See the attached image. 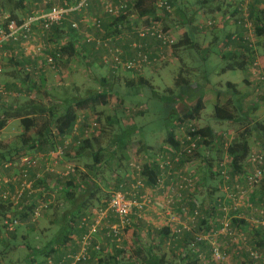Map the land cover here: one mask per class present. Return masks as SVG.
<instances>
[{"label": "rangeland", "instance_id": "374dc122", "mask_svg": "<svg viewBox=\"0 0 264 264\" xmlns=\"http://www.w3.org/2000/svg\"><path fill=\"white\" fill-rule=\"evenodd\" d=\"M17 1L18 0H14L11 3L7 2L6 0H1L0 8L7 15H10V11L13 10L14 14L18 15L19 17H25L32 11H42L48 9L50 6L64 5V3L72 5L77 0H24L23 4H21L22 6H20L19 8H17L16 5ZM99 1L91 0V7L89 5L87 9L88 11L84 10L82 14L75 13V15H77L74 18H71L69 16L68 19H71L66 20L64 24L65 27L70 26V21L81 19L83 18V16H86L87 19L90 20V16L93 15V12L95 10H101L103 0L100 1V4ZM161 1L168 2V0H158L157 2ZM173 1L176 2V5L173 7L171 6L172 13H165L163 11L161 15L163 17H167V19H161V23L163 27L167 26L168 30H171L176 43L171 49H168L162 48L157 42L149 40L146 41V46H144V48H147V51L151 53V58L153 59H150V64L144 66L139 71H127L122 65L117 67V69H113L111 68V63V65H105L102 58L106 55L107 51L105 52L104 49H96L94 45H91V47L93 48L88 50L87 56H85V58L74 56V58L68 59V62L66 63L58 61V64L62 67L59 68L60 71H55L53 66H50V68L52 69L49 68V71L43 73L46 77L43 74H40V76H38V70H35L34 68H30L31 71L26 72L28 74V78L32 77L34 78V80L38 79L39 77L42 80L47 79L46 87H48L47 92H50V95L41 92L37 97V100L47 107L50 102V97L54 95L52 93L59 94L60 96L62 95L65 98H74L71 99V101H74L78 98H84L90 93L99 92L103 88H105L106 91L110 94L106 106H98L95 112H92L90 110L79 112L80 118L82 119L84 124V129L91 128L93 122L97 123L98 125L96 129H93V131L88 134V137L90 138H99L98 143L95 144V148L101 149L102 160L100 161V163H97L95 165L96 171H90V175H92L94 179L91 178L90 175H87V170L83 172L79 168V165L77 166L71 161H65V159H63V164H61L60 159H41L39 164H43L44 167L42 168V170H40V177L38 176L34 178V182L39 180L40 178H43L42 176H44L52 184L58 183V180L61 181L63 179H61L56 172H64L66 170V167H68L67 165H70L71 167L76 168V175L78 174L81 179L85 174L88 176V179L93 181L92 184H95L98 187H102V190L109 191H106V194H100L102 197L101 199L106 202L108 198L106 196L111 195L109 189L115 188L118 182L117 179L119 178V174H121L122 177L125 178L126 182H129L131 184H136L140 179V171L142 169V166L146 162V158L144 157L145 154H143V144L146 143L147 145H150L154 148L160 146V144L162 143L161 141L165 136L166 129H170L169 125L171 122L169 124L167 122L174 119L173 116L178 109V106H176L173 101V98L175 96H177L180 92H182V90L185 89L189 90V96H191L194 94V91L190 89L192 85L199 84L201 85V87H203L207 85L208 81H211L215 92L222 93L227 89L225 83H236L238 81L241 82L242 79L248 76L244 71L239 70L227 71L224 74H218V76H215V71L222 70L228 65V63L221 60V58L218 56L220 52H216L215 46H213L211 50L204 52L203 49H200V47L198 45H195V43L200 44L202 40H210L214 37H217L218 40H220L221 38H223L224 40V36L229 30L230 22H232L238 28L244 31L246 41L250 42V45L252 47V55L254 56V58L257 57L256 51L258 54H262L264 50V35L261 37L256 36L253 20L250 16V5L254 2L252 0H213L212 5H214L213 7L215 9L210 11L211 14L209 16H204L203 13L200 12V8L201 6H203L204 0ZM217 2L223 3L218 5V7L220 8H216ZM227 2L229 6H227ZM256 4V7H258L259 10H264L263 2L260 1ZM226 7H231V10L228 11V8ZM233 8H236V14L231 13ZM246 8L247 11L244 13V10ZM216 9H218V11L221 13L215 14L217 11ZM132 14L135 15L133 12ZM245 15H247L248 23L251 24L250 29H246L243 26V22L246 18ZM209 22L211 23V25H208ZM143 25L145 24L140 23L138 27L141 28ZM230 30H232L231 27ZM51 33L44 32L43 34V31L41 30H39L38 33L41 40L37 44L38 46L42 47V50L38 55H43L44 58L46 57V59L50 56L49 53L56 51L53 46L54 43L52 42V40H50ZM78 33L84 37V33H89L93 38L100 41L107 40H103V38H105V32L94 28L92 23L85 28H81V32ZM134 33L135 31L130 32V30L121 31V34L116 35L114 39L109 42L108 48L112 50L111 58L113 57V54H116L114 53L116 50H123L126 55V52L130 50V47L128 45H125L124 41H130L132 45V42H135L136 40ZM79 34L78 36H80ZM185 34L187 36V39ZM261 38L262 41H259V39ZM206 49L207 48H204V50ZM131 50H133V48H131ZM222 51H225L224 46L222 47ZM207 57H210L208 61L205 60V58ZM110 70H113V73H115L113 75L115 76H111ZM260 70V67L257 68L258 72ZM126 74L128 76L135 75V78L133 79L135 84L130 83V80L132 79H128L127 77H125ZM141 77L149 83V86H151V88L146 86L138 89L136 84H138V80ZM254 77V82L257 83V85H255V83H252L254 84V86H252V84L248 86L250 94L247 93L244 104L246 105V109L249 108V114L251 116L253 115L251 122L248 121V119L246 120V122H242L240 124L236 122L234 123L232 121L220 122L216 120L214 118V101L212 98H209L211 96H214V94H207L208 97L205 102V108L199 116V125L194 122L192 126L196 130L200 129L201 127L212 128L215 131L216 139L211 144V141H208L209 143L207 145L200 146L201 148H204L206 157L204 161L202 160L203 157L201 155H197V151H195L189 157L192 159L191 161L197 162V164H191L192 168L187 173L180 175L178 174L177 176H175L178 184V189H184L188 192L189 195L193 192L197 195L198 189L200 188L202 190L201 195L204 196L203 200L205 201L203 203L200 199V203V200H192L193 198H191L193 211H191V214L188 215L187 219L185 218V216L190 212L188 211V207L186 205H181V213H175V211L171 209L173 212L171 215V219L172 221L173 219H176V217L180 219V221L182 219L186 226H181L182 228H186L187 231H192L194 226V229L196 228V231L198 232H195L194 234H199V236L206 237V239H209L212 243L215 242L216 246L222 249L221 252H224V256L220 259H214L215 264H264V250H261L254 246L257 239L255 230L257 229V227H262L257 223V221L262 220V218L264 217V198H256L253 201L251 200V195L254 192H260V190L263 188L262 185H264V181L254 186L248 187L245 183L244 177L247 172L251 171V166L249 165V167L246 168V172L244 174L234 175L230 167V159L226 155V147L228 146V144L244 130L249 131L250 129V143H252L254 141V138H256L257 136L264 135L261 130L253 125L256 123H261L264 125V83L261 80H258L257 76ZM183 80H186L189 86H183ZM216 82H221V84L219 85ZM39 83L34 82V84L37 85ZM131 84L133 85L130 86ZM204 89L207 90V88ZM32 92L33 91H30V93ZM29 94H27L28 99L30 97ZM256 103L258 105H256ZM234 106L235 105H232V103H230L229 105L225 104L224 107L228 110H231V112L238 116L241 112L235 109ZM251 106L253 107V109H251ZM108 117L111 118L109 122H107ZM42 119L43 118H41V120ZM119 122L122 124V127L119 126ZM15 124L21 125L20 122H15ZM127 126H129L130 128L136 126V131H134L132 135V143H130L128 148H126L125 150L113 153L110 148L115 147V145L112 144V139H114L116 135L120 134L121 128H126ZM253 126L255 130L253 129ZM10 132L11 128H7V131L5 133L0 134V149H2V152L4 153H9L10 151L12 155L15 153L14 150L16 148L22 146V141L17 138L18 135L13 134V137ZM83 133L82 135L85 136L86 134ZM8 141L12 142V146H10L11 143L9 144ZM199 143H202V141H199ZM112 153L113 156L110 155ZM257 154H261L262 156H264V150L259 151L258 147L255 146V148L251 151V156H255ZM157 155H164L165 157L168 156L167 154L160 153H158ZM159 156H156L157 159L155 158L157 162ZM251 156L248 159V164H250V158L252 160L253 156ZM90 158H87V156H85L84 159L80 160L78 164L83 163V166L84 164L85 166L87 164H94V162ZM46 165H50L49 167L55 169L56 172L52 173L49 171H45ZM5 176L7 177L8 174L0 170V177ZM164 177L165 176L163 175L162 182L160 183L161 186L159 187V189L164 187ZM204 178H206L205 184L203 183ZM35 185L37 193L44 189L42 185L38 184V182H35ZM212 186L217 188L218 191H220L221 189L224 191L223 192L221 190L220 192H218L217 196H214V198H218V200L221 199L220 206L218 207V203H210V200L208 201V199L205 197L204 190L206 189V191L208 192V190H211L210 188H212ZM233 196L237 197L235 205L232 201ZM43 198H50V200L52 201L51 208L44 211L41 218L36 223L32 224L33 230H36L37 233H35V235L34 232L30 233L31 235L26 241V243L31 247L35 246L36 238L38 239L39 243L43 242L41 240L40 229L43 228V233H45V231L48 229L51 232L47 234L48 237L53 235V233L56 231V228L58 227L60 222L56 223L58 220H54L55 210H57V212H61L65 208H71V205L63 201V199L58 196L57 192H55L54 190L48 192L45 196H43ZM167 201H169V199ZM170 202H168V204H172ZM250 204L251 206H249ZM235 206H237L238 209L235 210ZM214 207L219 210V214L216 217L214 216V220L216 218L217 222L216 226H214L212 229L213 231L211 229L206 233L199 231L198 219L200 221L201 217H204L205 214L209 216L210 212L214 210ZM183 209H185L186 213L183 212ZM195 211L198 212V215L194 213ZM135 216L136 213L132 215V224L130 227L126 228L123 231L122 240L119 242V248L124 251V254L119 259V264H131L132 262H136L135 248L137 246V242L145 248L155 247L159 254H152L151 250L150 255H153L156 258L162 257L161 254H163L164 252L166 254L164 257V262L166 263L167 261H171L173 264H180L183 262L182 259L184 258H181V256L178 257V255H175L173 252V248H178L180 243L183 242L181 239L182 229H175L172 235H170L167 239V243L162 242L161 245H164V248L161 249V253L157 248V245H154V243L158 240L152 239L151 229L155 228L152 225L148 226V223H146V221H144V224H140V221L138 224H136ZM110 218H114L116 219L115 222H118L117 218H115L113 214L108 213L107 220ZM153 218H155V221L163 220L162 215L160 218H158L157 216H154ZM245 218H248V220ZM239 220L244 221V223L246 224L244 225L248 227L245 228L244 225L238 224L237 221ZM187 223H190L191 226H189ZM107 224L108 223H105V226H107ZM253 225L255 227H253ZM19 226L20 233L26 230L24 226H26L27 228L29 225L26 224V221L23 224L22 221ZM146 231H148L150 234ZM101 232H103V237L107 238L105 232ZM137 232L139 233V235H137ZM136 235L138 238L137 241L135 240ZM19 236L20 234L16 237V240L10 243L9 246H6L5 243L0 240V264H25L28 250L24 245H21L22 242L20 243ZM193 242L194 241L188 242L189 248L196 247L194 245L197 243L193 244ZM13 244L17 246L11 247V245ZM101 246H103L104 250V253L101 254V258H105L107 255H110L111 249L113 248V246L116 247V244L110 240H107L104 241ZM185 247L186 246H182V248ZM188 247H186V249ZM255 251L258 253L259 260H254V258L251 256V252ZM116 263L117 262L113 264Z\"/></svg>", "mask_w": 264, "mask_h": 264}, {"label": "trees", "instance_id": "16d2710c", "mask_svg": "<svg viewBox=\"0 0 264 264\" xmlns=\"http://www.w3.org/2000/svg\"><path fill=\"white\" fill-rule=\"evenodd\" d=\"M6 1L12 3L14 0H6ZM23 1L24 0H18L16 2L17 8L22 6L21 4H23ZM78 1L79 0H77L73 4L77 3ZM157 1L158 0H152V1L151 0H138L136 2V5L128 12V16L133 15L132 12L133 13L137 12V16H135V20H134L135 25H140V23L145 24L149 21V18H154L157 21H161V19L166 20L167 17L165 16L163 17L161 13H158L157 8L155 7V3ZM252 1L254 3L250 5V16H251V19L253 20L256 36L261 37L264 35V10H259V8L256 7L257 6L256 3L262 0H252ZM168 2L172 7L176 5L175 4L176 2L173 0H168ZM100 11L101 12L100 14H97L96 19L101 20V24H102L101 31L105 32V36H104L105 38H103V40H106L109 37H111V41H112L116 35L121 34V31L130 30V32H133L132 25L130 24V21L128 20L127 14L120 13L117 16L110 17L103 12L102 5H101ZM10 13H11L10 17L12 19L22 20L24 18V17H19L18 15L14 14L13 10L10 11ZM63 25L54 27L51 32L55 31V33L57 34L59 33L62 34L63 33L62 28L65 27V25L64 26ZM67 28H68V33L71 32L75 36H78L77 31L73 30L71 26H68ZM164 28L168 29L167 26H164ZM130 34H133V33H130ZM134 34H135L134 36L136 37L135 41L140 42L141 44H145V42L148 41L145 39L140 40L138 38V35L136 33ZM226 38H228V42L232 41L230 35L226 36ZM84 41L89 46L93 45V44L87 43L86 40ZM58 46L59 47L56 53H54L53 55H50V57H53L55 61L54 68H56V65L58 61L61 60V57L67 58L68 60L70 58H73L74 56L77 57L80 55L79 54L80 50L74 41L66 42L63 45L58 44ZM238 48H240V50ZM236 49L237 50L235 51V53H231L227 51V52H222L219 54L222 60L228 63V65L221 70V73L224 74L227 71H235V70L245 71L247 69L248 58L253 53L250 42H247L246 40L242 39L239 42V44L236 46ZM136 51L137 50H131V44H130V50L127 52L128 57L131 59L135 57L138 52ZM142 51H146V50H142ZM138 81H139L138 84H136L138 89L142 87H146V86L151 88V86H149V83L146 80H144L142 77L139 78ZM130 83L135 84L134 80H130ZM183 83H184L183 86L185 85L189 86L186 80L185 81L183 80ZM133 84H131L130 86H132ZM197 85L198 84H194L190 87V89L194 91V94L191 95L193 97L189 96V92H188L189 90L185 89V90H182V92H180L177 96L173 98V101L176 104V106L180 105V107L177 109V111L175 112L173 116V118L178 120L179 122H188V121L198 120L201 112L205 108L204 103H203L204 97L202 94L198 93L199 88ZM229 87L234 89L235 93H238L235 88L236 86L234 84H229ZM52 94L54 95H52L51 97H55L54 98L55 101H53L52 103L49 102L48 107L44 106L41 102L27 98V101L23 104V107L17 114H14L12 116L5 114L4 118L0 119V131L4 128L6 122L9 119L15 118V119H20L21 125L24 128V130L29 132L35 126V121L32 119V117L33 116H37V118L41 117L43 118L42 120H45V121H43V124L41 125V127L38 129V131H36V134L34 135V139L39 140L37 143H40L41 145L43 143L50 144L52 151H55L58 147L62 146L61 144L62 142H64L63 140L69 137L71 133L73 132L75 126L77 125L80 119L79 112L86 111V110L95 112L98 106L107 105L108 98L110 96L109 92H107L105 88H103L99 92L90 93L88 96L84 98H78L74 101H71V99H74L71 97L65 98L62 95L60 96L59 94H56V93H52ZM240 104L241 103L239 102V105ZM251 109H253V107ZM44 116H46L47 119ZM252 116L249 114V111L241 112L237 116L233 112H231V110H228L224 106H219L218 104L214 106V118L220 122L237 121L239 123H242V122H246L247 119L248 121L251 122ZM110 119L111 118L108 117L107 122H109ZM112 124H113V121H112ZM121 125L122 124L119 122V126ZM253 125H255V127L261 130L262 133H264L263 124L256 123ZM135 127L136 126L130 128L129 126H127L126 128L120 129L121 131L120 134L116 135V137L112 139V144L116 145V147L119 148V150L115 151L114 153L123 151L126 148H128L130 143H132L131 141L132 135L134 131H136ZM253 129H254V126H253ZM249 131L244 130L243 132L238 134L226 147V155L230 159V167L234 175L244 174L246 172V168L249 167L248 159L251 156V151H252L251 145L249 142V136H250ZM191 135L200 136L201 138L200 141H202V143L198 142L196 151H198L201 148L200 146L207 145L210 141H211L210 142L211 144L216 139L215 132L210 127L197 129L196 132L191 133ZM56 138L58 142L55 141ZM98 139L99 138L93 137V138H88V139H84L80 141L77 140L78 141L77 142L78 158H84L85 156L91 157L92 161L94 162V164H92L91 167L95 171H96L95 165L97 163H100V161L102 160L101 159V149L95 148V144H97L99 141ZM164 143L169 144L175 151H178L180 148V143L176 141L175 133L172 130L166 129V139ZM9 153H4L2 152V149H0V165L2 163H6L9 161L18 162L22 156H27V155H20L18 157L11 158V153L10 154ZM15 155L17 156V154ZM1 170L7 173L8 174L7 177L11 179L12 181L15 178L20 177L19 168H15V169L10 168L9 171H5L3 169ZM76 173H77V170H76ZM159 173H160V168H159V164L157 160L149 157V161L146 162L142 166V169L140 171L139 180L144 184L146 189L155 188L158 185ZM30 179L34 181L31 175H30ZM117 180L118 182L115 188L109 189L111 192V195H107V196L105 195L106 197H108L106 202L98 206L102 198L100 194L107 193L105 190H102V187H98L97 185L92 184L93 181L88 179V176L85 174L83 175V178L80 184H78V182L80 181L76 179V176L75 178L74 176H70L69 178H66L64 183H62V185L60 186L62 187V190H60L59 196L63 199V201H65L66 203H69L72 206V208H69V209L65 208L61 212H57V210H55L54 220H58V221L60 220L59 221L60 224L56 228V231L53 233L52 238L45 244V246L40 247L38 249L34 248V246L31 247L30 245L26 243L29 236L31 235L30 233L34 232V235H35L37 231L31 229L28 233H27V230L19 233V229H20L19 225L22 223V221H23V224L26 221V224H28L29 226H32V224L36 223L41 218L42 214L38 219L33 221L31 209L37 207L40 201H44V202L51 201L50 198L48 199L43 198V196H45L48 192H46L43 189L44 191L41 190L39 193H37L36 185L34 182L33 189L35 190V193L33 196L29 198L24 197L25 199L23 200V207H21L20 205H14L13 203H10L9 199H6V200L0 199V222L2 223L5 219H10V218L19 219V224L15 226L14 231L12 232L6 229L5 226L0 224V240L3 243H5L6 246H9L10 243L16 240V237L20 234L19 236L20 243L22 242L21 245H24L28 250L25 264H43L48 258H52L55 264L62 262L64 258H66V255L76 254L80 249V238H81V235L84 233L83 230L78 240L77 251L74 253L61 254L62 252L61 250H63L67 246V244L72 241V238H71L72 235L79 236V232L77 228L80 230L79 223L81 222L80 221L81 218L84 215H86L90 210H95L97 208L106 209L108 207L107 203L109 204V200L112 196V193L118 190L125 191L131 184L129 182H126L125 178H123L121 174H119V178ZM263 181L264 180H262L261 182ZM39 183H42L41 178L39 179ZM262 186L263 188L260 190V192H254L251 195L252 201L255 200L256 198L258 199L264 198V185ZM77 190H82L83 193L88 192L89 193L88 199L83 201L81 197L79 198L77 196ZM92 201H96V204L93 203ZM220 202H221V199L218 200L214 198L213 203H218L217 207L220 205ZM49 208H51V204L48 206V209ZM46 210H43L42 213ZM82 212H84V214H82ZM240 223L244 225L243 221H241ZM207 230L210 231V227H208ZM165 231L166 232L164 233V237L169 236V229L167 228ZM255 233H256L257 239L255 241L254 246L256 248L264 250V227L263 226L257 227V229L255 230ZM101 236L103 237V234ZM194 236L195 237L192 241H195V238H197L199 234L198 235L195 234ZM107 239L108 238H106V240ZM95 244H100L101 246V243L97 240V237H96ZM185 245H187L186 247L189 246V244H185ZM12 246L15 247L17 245L13 244L11 245V247ZM54 246H58L59 250H52ZM195 246L196 247L194 250L199 249V246L207 247L209 253L213 255V245L209 239L206 241L202 240L198 242L197 244H195ZM218 249L222 251L220 247H218ZM91 251L93 252L92 254H91ZM55 253L61 254V255L55 256L54 255ZM87 253L89 255V259L81 262L83 264L86 262L88 263L90 261H93L95 258H98L97 260H99L101 264H113L115 262H117L116 264H119L120 263L119 259L124 254V251L120 248H116L115 246H113V248L111 249L110 255H107L105 258H101L102 256L101 254L104 253L103 246H101L100 250L98 251L93 248H89ZM254 253H257V252L255 251ZM147 258L148 257H145V258L140 257L141 259L140 264H167L166 262H164V257H161L160 259H157L154 256H151L149 259ZM254 260H259V259L257 258ZM131 264H137V262H132Z\"/></svg>", "mask_w": 264, "mask_h": 264}, {"label": "crops", "instance_id": "0c3cea01", "mask_svg": "<svg viewBox=\"0 0 264 264\" xmlns=\"http://www.w3.org/2000/svg\"><path fill=\"white\" fill-rule=\"evenodd\" d=\"M100 1H99V4H100ZM261 2H263V1H261ZM212 4H213V0H204V4L200 8V12L203 13L204 16H209L211 14L210 11L215 9L213 7L214 5H212ZM220 4H223V3L217 2L216 8H220V7H218V5H220ZM227 6H229L228 2H227ZM90 7H91V4H90ZM226 8H228V11L231 10V7H226ZM216 10L217 11L215 14L221 13L218 11V9H216ZM100 12H101L100 9L97 11L95 10L93 12V15L90 16V20H89L90 24H91V21H93L97 18V14H100ZM231 13L236 14V8H233ZM76 15L72 14L70 17L74 18V17H76ZM205 18H207V17H205ZM70 19H68V20H70ZM230 27L232 28V30H230ZM230 27L224 36L225 37L224 40H223V38L218 40L217 37H214L210 40H207V39L202 40L200 44L195 43V45H198L200 47V49H203L204 52L211 50L212 47L215 46L216 52L222 53L223 52L222 47L224 46L225 47L224 52L228 51L231 53H235V51L237 50L236 46L239 44V42L242 39L246 40V36H245L244 31L242 29L238 28L232 22H230ZM39 30L42 31V29L37 27L35 30V34L33 36V39L30 42H21V43L8 42L4 46L3 54H2L1 59H0V67L2 69V71L0 73V83H1L0 86L4 90L3 92H0V119H3L5 114L11 115V116L14 114H17L21 110V108L23 107V104L27 101L26 100L28 98L27 94H29L30 91H33V92L29 94V96H30L29 98L33 99L35 101H38L37 97H38V94L41 92H44V93L50 95V92H47L48 87H46L47 86V79L42 80L39 77L38 79L34 80V78H32V77L28 78V76H27L28 74L26 73L28 71H31L30 68H34L35 70H38L39 73L37 72V74H38V76H40V74H43L44 72H47L50 69H52L47 64L46 57L44 58L43 55L39 56L38 54H37L38 55L37 56L34 52L35 48L38 46L37 43H39L41 40V38L39 37V34H38ZM62 32H63L62 34H60V33L57 34L54 31L50 34L51 35L50 40H52V42L54 43L53 46L56 49V51L58 50V47H59L58 44L63 45L66 42L74 41L80 50L79 56L82 58H85V56H87L88 50L93 48V47L87 45L84 41L87 37H89V36L92 37L89 33H84L85 34V37H84L77 32L80 36H75L71 32L68 33L67 27H63ZM43 34H44V32H43ZM228 35H230V37H231V40H232L231 42H228V38H226V36H228ZM186 39H187V37H186ZM149 41H152V40H149ZM259 41H262V38L259 39ZM124 44L128 45L130 47L131 42L130 41L129 42L124 41ZM204 48H207V49L204 50ZM238 49L240 50V48H238ZM56 51L51 52V53L48 52V53H49V55H53L54 53H56ZM256 54H257L256 58H254V56L252 54L248 58L247 69L244 71L248 76L245 77L244 79H242L241 82L238 81L236 83H233V82L225 83V86L227 89L224 92H222V93L221 92H215L213 85L211 84V81H208L207 85H205L203 87H201V85L198 84L197 85L199 88L198 93L202 94L204 97L203 98L204 106L206 105L205 102H206L207 97H208L207 94L212 93V94H214V96H211L209 98L213 99L214 106L217 104L219 106H225V104L229 105L230 103H232V105H235L234 108L237 109L238 111H241V112L250 111L249 108L246 109V107H245L246 105H244V104H245V100L247 97V93L250 94L249 93L250 90L248 89V86L251 85L252 83H255L254 82V78H255L254 76H257L254 73L255 69L253 68V66H254L255 62H258L261 67L264 66V50H263L262 54H258L257 51H256ZM218 56L221 58L220 55H218ZM124 58L129 59L127 52H126V55ZM209 59H210V57L205 58L206 61H208ZM221 60H222V58H221ZM59 62H65L66 63V62H68V60H67V58L61 57V60ZM58 63L56 65V68H54L55 71H60L59 68H62L61 65H59ZM24 70H25V72H24ZM110 71H111V76H115V75H113V74H115V73H113V70H110ZM218 74H223V73H221V70L215 71V76H218ZM43 75L45 76V74H43ZM125 77H127L128 79L131 78L133 80L135 78V75L128 76L126 74ZM34 82L35 83L40 82V83L37 85V84H34ZM216 83L219 85L221 84V82H216ZM229 84H234L236 86L235 88H236L238 93H235L234 89L229 87ZM255 85H257V83H255ZM252 86H254V84H252ZM204 88H207V90H205ZM54 98L55 97H50V99H49L50 103L55 101ZM243 101H244V103H243ZM38 102H40V101H38ZM239 102L241 103L240 105H239ZM55 103H57V102H55ZM256 105H258V104L256 103ZM50 106H51V104H50ZM179 107H180V105L178 106V108ZM241 108H242V110H241ZM44 117L47 119L46 116H44ZM32 119L35 121V126L29 132L25 131L24 128L22 127V125H20V124L16 125L15 124V122H20V119L11 118L6 122L4 128L0 131V134L5 133L7 131V128L8 129L11 128L10 134L12 136H13V134L18 135L17 138L22 141V144H21L22 146H19L20 148L18 147L14 150L15 153L11 155L12 157H18L20 155H27L29 157L40 158L42 160L43 159H46V160L51 159L50 154H52L53 151H52L50 144H44L43 143L41 145L40 143H37L39 140L34 139V135L36 134V131H38V129L43 124L42 123L43 121L39 117L37 118V116H33ZM198 120L188 121V122H179L178 120L173 119V120L167 122L168 124L171 122L169 125L170 129H168V130H172L175 133V139L177 142L180 143V147H181V144L185 142L184 138L186 135V131L192 126V124L194 122H196L198 124ZM232 122H234V123L236 122V123L240 124L237 121H232ZM84 131H85L84 124H83L82 119L80 118L77 125L75 126L73 132L71 133V135L63 140L64 142H62L61 145L64 147L65 151H64L62 157L59 159L61 161V164H63V159H65V161H71L75 165H77V166L79 165V168L83 172H85L87 170L86 173L89 176L90 171L94 172L95 170L92 169L91 164H87L86 166H85V164L83 166V163L78 164L80 162V160H82L84 158H78V156H77V147H78L77 142L80 140L90 138V137H85L82 135V133ZM80 136H81V138H80ZM165 139H166V133H165V136L163 137V139L161 141L162 143L157 148H154L150 145H147L146 143L143 144L144 145V153L143 154H145L144 157L146 158L145 159L146 162L149 161V157L157 159L156 156H159V155H157L158 153L167 154L171 158L174 157V155H175L174 151L175 150L169 144L164 143ZM55 141L58 142L57 138ZM8 142H9V144L11 143L10 146H12V142L11 141H8ZM250 145H251V149H254L255 146H257L259 151L264 150V135L263 136L259 135L256 138H254V141L252 143H250ZM110 148H111V151L113 153L115 151L119 150V148L116 147V145H115V147H110ZM66 150H68V151H66ZM156 151H157V153H156ZM113 153L110 155L113 156ZM15 154H17V156ZM197 155H201L203 157L202 160L204 161L206 159L204 148H200L197 151ZM209 157H211V156H209ZM87 158H90V157L88 156ZM59 159H56V160H59ZM210 159H212V158H210ZM191 160L192 159L190 157L186 158L184 156L183 159L180 160L179 164L174 166L171 170H167L164 173L160 171L159 176H161V177L163 175L165 176L164 177V181H165L164 187L159 189V187L161 186L159 184L155 188H148L149 192L152 195V203L150 205H148L147 208L144 209V211L140 212L138 215L136 214L135 223L138 224L140 221V224H144V221H146V223H148V226L152 225L155 228V229H151L152 239L158 240L154 243V245H157V248L159 249L160 252L162 251L161 249L164 248V245L163 246L161 245L162 242L167 243V239L169 238L170 235H172V233L175 229H177V228L182 229L181 239L183 242L180 243L178 248L177 247L173 248L174 249L173 252L175 255H178V257L181 256V258H184V259H182L183 262L180 264H215L214 259H213V257H211L212 255L209 253L207 247L199 246V249H197V250H194L195 248H189V247L187 249H186V247L182 248V246L183 247L187 246L185 244H188V242L192 241L194 239V235H195L194 233L195 232L198 233V232L196 231V228L194 229V226H193L192 231H189V230L187 231L186 228H182L181 225L186 226L182 219H181V221L177 217H176V220L173 219V221H172V219H171V215L173 213L171 209H173L175 211V213H181V210H180L181 205H186L188 207V211L190 212L185 216V218L187 219L188 215L191 214V211L193 210L192 200H197V199L200 200L201 199L203 203L205 201V200H203L204 196L201 195L202 190L200 188L198 189L197 195L194 192L193 193L191 192L192 194L189 195L188 192L185 191L184 189H181V190L178 189V184H177V181L175 179V176H177L178 174L180 175V174L187 173L192 168L191 164L192 165L197 164V162H193ZM49 166L46 165L45 171H47V168ZM67 166H70V165H67ZM43 167H44L43 164H39L37 169L31 172V176L33 179L38 177V176L40 177V175H41L40 170H42ZM75 169L76 168H74V173H72L70 176H74V178L76 176V179H78L80 181V182H78V184H80L82 179L78 174H77L78 175V177H77ZM42 177H43V178H41L42 183H39V180H37L35 182H38V184L42 185L46 192H50L51 190H54L55 192H57V194L59 196L60 190H62V187H60V186L62 185V183H64V179L61 181L58 180V183H55L56 182L55 181L54 182L55 184H52L44 176H42ZM90 177L93 178L92 175H90ZM205 181H206V178L203 179L204 184H205ZM210 189L211 190H208V192L205 189L204 193H205V197L208 199V201L210 200L209 202L212 203L214 201V196H217L218 192H220L222 189L220 188L221 190L218 191L217 188H215L214 186H212V188H210ZM105 191H107V190H105ZM206 192H207V194H206ZM77 196L79 198L81 197L82 200L85 201L88 199L89 193L88 192L83 193L82 190H77ZM191 198H193V199L191 200ZM168 199H169V201H167ZM216 199H218V198H216ZM201 200H200V203H201ZM92 202L96 204V201H92ZM103 202H104V200L101 199L98 206L103 204ZM168 202H170L172 204H168ZM107 206H108V203H107ZM249 206H251V204ZM71 208H72V206H71ZM168 210H171V211H168ZM218 211L219 210L217 208H214V210H212L210 212L209 216H207V214H205L204 217L203 216L201 217L200 221L198 219L199 231L206 233V232H209L207 230L208 227H210V229L212 230L213 227L216 226L217 219L215 218V220H214V216L216 217L219 214ZM82 214H84V212H82ZM161 215L163 218L162 221H157V220L155 221V218H153L154 216L155 217L157 216L158 218H160ZM83 217H85V215ZM83 217L81 218V220L83 219ZM245 219L248 220V218H245ZM59 221H57L56 223H58ZM106 221H105V223H108L107 225H109L111 223H114L116 221V219L110 218ZM241 221L242 220H239V221H237V223L241 224L240 223ZM187 222H188V220H187ZM80 224H81V222L79 223V225ZM187 224L189 226H191L190 223H187ZM24 227L27 230V233L31 229H33L32 226H29L27 228H26V226H24ZM247 227L248 226H245V228H247ZM253 227H255V226L253 225ZM167 228L169 229V236L164 237V233L166 232L165 230ZM135 229H137V228H135ZM77 230L79 232V236L78 235H72V237H71L72 241L69 242L63 250H61L62 251L61 254L74 253L77 251L78 240H79V237H80L83 229L79 230L77 228ZM102 230H106V229L103 227ZM40 231L39 232L41 234V240L43 242L39 243L38 239L36 238V244L34 246V248H36V249L45 246V244L52 238V235L50 237L47 236V234L51 233L48 229L45 231V233H43V228L40 229ZM101 231H100L99 235L97 236V240L101 244H103V242L107 241L108 239L105 240L106 238L101 236ZM146 232L149 233L148 231H146ZM24 235H26V234H24ZM137 235H139L138 232H137ZM137 235H136V239H135L136 241L138 239ZM144 248H145L144 246H142L141 244H139L137 242V246L135 248L136 249L135 250L136 251L135 252V255H136L135 259H136L137 264L141 263L140 257H144V258L148 257L147 259H149L151 256H153V255H150L151 250H152V254H159V252L155 249V247L154 248L153 247H146L145 249ZM52 250H59L58 246H54ZM92 253L93 252L91 251V254ZM61 254L55 253L54 255L59 256ZM148 255H150V256H148ZM165 255L166 254L164 252H163V254H161L162 257H165ZM160 258H157V259H160ZM97 259L98 258H95L94 259L95 261L93 260V261H90L91 263L86 262L84 264H101L100 261ZM80 264H83V263H80ZM167 264H173V263L171 261H167ZM249 264H253V263H249Z\"/></svg>", "mask_w": 264, "mask_h": 264}, {"label": "built area", "instance_id": "2783aa9c", "mask_svg": "<svg viewBox=\"0 0 264 264\" xmlns=\"http://www.w3.org/2000/svg\"><path fill=\"white\" fill-rule=\"evenodd\" d=\"M138 0H103V12L108 16H117L118 14H127L128 12L136 5ZM264 2V0H262ZM91 0H79L77 3L68 5L64 3V5H53L47 10L42 11H34L30 15L25 16L22 20L12 19L10 15H7L0 8V59L4 50V46L8 42L21 43V42H30L33 39L35 34V30L37 27L42 29L43 32L50 33L54 27L63 25L68 17L75 13H82L84 10H87L90 5ZM157 5V6H156ZM155 6L157 8L158 13H172L171 5L166 1L156 2ZM247 11V8L244 10V13ZM135 15L128 16V20L132 25L133 32L138 35L140 40H154L156 41L162 48L171 49L173 45L176 43L174 35L168 29H165L161 23V21H157L154 18H149V21L145 23L141 28L138 25L134 24ZM245 20L243 22V26L246 29L251 28V24L248 23L247 15H245ZM93 27L97 30H102V24L100 19H95L91 22ZM90 22L86 16H83L81 19L70 21V26L73 30L77 32H81L82 27L89 26ZM208 25H211L209 22ZM87 43L93 44L96 49H104L106 55L103 56L102 60L105 65L110 64L111 68L117 69L120 65H122L127 71L133 70H141L144 66L150 64L151 53L147 51L145 44H141L140 42H132L131 48L133 50H137V54L135 57L124 58L125 52L122 50H116L112 56V50L109 47V42L111 38H108L106 41H100L93 37H87L85 39ZM133 46V47H132ZM42 50V47L37 46L35 48V54H39ZM146 50V51H142ZM124 61H123V60ZM54 59L53 57H47V64L49 66H53L54 68ZM143 65V66H142ZM261 68L258 72L257 68ZM253 68L255 69L254 73L257 75L258 80H261L264 83V69L260 66L258 62L254 63ZM2 69L0 67V73ZM1 85V83H0ZM264 87V86H263ZM3 88L0 86V92H3ZM98 127L97 123L93 122L91 128H86L84 133L85 137H88V134ZM89 129V130H88ZM189 132V133H188ZM196 129L191 126L185 135V142L181 144V147L178 151H174V157L161 155L158 158V164L161 172H165L167 170H171L174 166L179 164L181 158L184 156H191L197 148V143L201 140L200 136H192L191 133H195ZM188 133V134H187ZM64 147H58L55 151L52 152L51 159H59L62 157L64 153ZM253 156V155H252ZM251 156V157H252ZM40 158L22 156L19 161H9L6 163H2L0 165V170L3 169L5 171H9L10 168H19L20 177L15 178L13 181L8 177H0V199L6 200L9 199L10 203L14 205H20L23 207V200L25 198H29L34 195L35 190L33 189L34 181L30 179L31 172L34 171L39 163ZM252 161V163H251ZM249 165L251 166V171L247 172L244 177V180L247 186H254L259 184L264 179V157L261 154H257L250 158ZM254 166H253V165ZM254 167V168H253ZM49 172H56L55 169L51 167L47 168ZM57 175L61 179L68 178L72 173H74V168L71 166L66 167L64 172H56ZM162 182V177L159 176L158 185ZM27 196V197H26ZM25 197V198H24ZM234 205L237 197L232 198ZM52 201H40L39 205L33 209H31L33 221L38 219L43 210L48 209V206ZM152 202V196L148 189L145 188L144 184L138 180L136 184H131L125 191L118 190L112 193V196L109 200L108 207L106 209L97 208L95 210L89 211L85 217L81 220V224L79 225L80 229H83L84 233L80 238V249L76 254H68L66 258L62 262L58 264H79L83 261L89 259L88 249L93 248L95 250H100V244H95L96 237L103 229L106 230V237L116 244V247L119 248V242L122 240L123 231L130 227L132 224V215L136 213L137 215L144 211L148 205ZM22 204V205H21ZM198 206V205H197ZM238 209L237 206L234 208ZM185 212V209H183ZM108 213L113 214L115 218H117L118 222L109 224L105 226V221L107 220ZM198 215L197 211L194 212ZM264 214V212H263ZM176 220V219H174ZM257 223L261 226H264V217L262 220L257 221ZM1 225L5 226L9 231H14L15 226L19 224V219L10 218L5 219ZM202 240H208L206 237L198 236L195 238L194 243H198ZM213 245V259H220L224 256V252H221L216 246L215 242ZM195 246V245H194ZM195 248V247H194ZM251 256L254 259L258 258L257 253H251ZM43 264H55L52 258H48Z\"/></svg>", "mask_w": 264, "mask_h": 264}]
</instances>
